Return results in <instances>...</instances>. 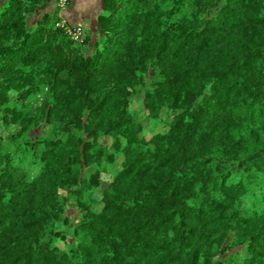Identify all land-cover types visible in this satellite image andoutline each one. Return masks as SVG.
<instances>
[{"label": "trees", "instance_id": "obj_1", "mask_svg": "<svg viewBox=\"0 0 264 264\" xmlns=\"http://www.w3.org/2000/svg\"><path fill=\"white\" fill-rule=\"evenodd\" d=\"M50 1L0 11V264H264V0Z\"/></svg>", "mask_w": 264, "mask_h": 264}, {"label": "crops", "instance_id": "obj_2", "mask_svg": "<svg viewBox=\"0 0 264 264\" xmlns=\"http://www.w3.org/2000/svg\"><path fill=\"white\" fill-rule=\"evenodd\" d=\"M8 0H0V11L7 5ZM55 3L50 1L43 3L36 10L34 17L44 13L54 12ZM103 11V0H70V3L58 11L61 20L64 19L70 24L82 26L86 32L97 30L96 16Z\"/></svg>", "mask_w": 264, "mask_h": 264}, {"label": "built area", "instance_id": "obj_3", "mask_svg": "<svg viewBox=\"0 0 264 264\" xmlns=\"http://www.w3.org/2000/svg\"><path fill=\"white\" fill-rule=\"evenodd\" d=\"M55 2L57 8L63 9L69 4L70 0H55ZM56 26L61 28L73 41H79L83 36V29L79 25L72 26L63 20H60L56 23Z\"/></svg>", "mask_w": 264, "mask_h": 264}, {"label": "rangeland", "instance_id": "obj_4", "mask_svg": "<svg viewBox=\"0 0 264 264\" xmlns=\"http://www.w3.org/2000/svg\"><path fill=\"white\" fill-rule=\"evenodd\" d=\"M54 1V3H55V10L57 11V16H58V11L59 10H61V9H59V8H57V6H56V2H55V0H53ZM70 3V2H69ZM65 9V8H64ZM35 15V14H34ZM40 17V16H39ZM39 17H32L31 18V20H30V22H32L33 20L35 21V20H37ZM59 17V16H58ZM60 19V18H59ZM61 20V19H60ZM64 21L65 22H67L65 19H64ZM68 23V22H67ZM70 24V23H69ZM70 25H72V26H78V25H76V24H70ZM98 27V26H97ZM81 28L83 29V36H82V38L81 39H83L84 37H86L87 35H90V36H95V34H97V33H99V29L97 28V30L96 31H94V32H86L85 30H84V28L81 26ZM98 35V34H97ZM99 36V35H98ZM80 39V40H81ZM79 40V41H80ZM135 107L137 108V105H135ZM0 135H4V132L3 131H1L0 130ZM113 170V169H112Z\"/></svg>", "mask_w": 264, "mask_h": 264}]
</instances>
